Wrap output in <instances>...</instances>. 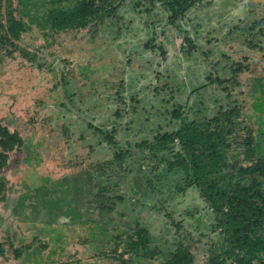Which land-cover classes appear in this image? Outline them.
<instances>
[{"label": "rangeland", "instance_id": "1", "mask_svg": "<svg viewBox=\"0 0 264 264\" xmlns=\"http://www.w3.org/2000/svg\"><path fill=\"white\" fill-rule=\"evenodd\" d=\"M136 1L80 31L34 21L13 56L0 46V123L23 139L0 170V264H121L105 255L113 237L141 226L160 251L147 264H165L181 243L194 264L226 249L199 190L178 191L183 181L166 172L179 140L171 152L149 147L184 119L232 106L258 129L264 0H204L175 22L159 2L148 11ZM104 186L124 197L113 212L95 200Z\"/></svg>", "mask_w": 264, "mask_h": 264}, {"label": "trees", "instance_id": "2", "mask_svg": "<svg viewBox=\"0 0 264 264\" xmlns=\"http://www.w3.org/2000/svg\"><path fill=\"white\" fill-rule=\"evenodd\" d=\"M126 1L18 0L14 5V0H0V46L13 56L19 49L15 41L34 21L41 28L65 32L97 27ZM141 1L137 0L135 5H140ZM147 1L151 6L146 8L148 11L159 2L169 11L170 21L175 22L204 0ZM187 40L190 45L184 51L191 53L195 45L190 37ZM233 82L237 84V78ZM251 91L256 97L261 120L264 118V81ZM242 115L240 106H232L220 109L208 120L184 119L176 132H166L157 136L155 143L150 142L151 150L168 152L176 139L181 144V151L174 154L175 159L166 161V172L183 181L177 186L178 191L199 190L214 213L212 229L220 228L227 246L219 256L210 259L209 264H227L229 258L235 264H264V120L259 122V130H256L250 122H245ZM105 138L112 141V132H106ZM22 144L23 139L17 131L12 132L0 123V170L8 166L10 154ZM121 157L122 154L117 153V159ZM6 186L0 176V199L4 198ZM95 200L98 207L108 213L113 212L124 197L107 195L104 186L99 188ZM113 240V249L105 255L115 257L121 264H147L145 258L155 260L160 252L151 247L153 238L145 226L128 234L118 233ZM10 244L13 247V242ZM182 244L165 264H194V255L187 245ZM121 246L124 249L118 253ZM0 252H4V244H0ZM21 254V250L15 249V256Z\"/></svg>", "mask_w": 264, "mask_h": 264}]
</instances>
